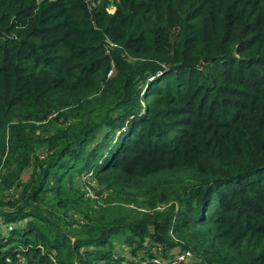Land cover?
Segmentation results:
<instances>
[{
	"label": "trees",
	"instance_id": "1",
	"mask_svg": "<svg viewBox=\"0 0 264 264\" xmlns=\"http://www.w3.org/2000/svg\"><path fill=\"white\" fill-rule=\"evenodd\" d=\"M153 243L264 264V0H0V264Z\"/></svg>",
	"mask_w": 264,
	"mask_h": 264
},
{
	"label": "built area",
	"instance_id": "2",
	"mask_svg": "<svg viewBox=\"0 0 264 264\" xmlns=\"http://www.w3.org/2000/svg\"><path fill=\"white\" fill-rule=\"evenodd\" d=\"M158 74L159 72H156L155 75ZM153 77V75H150L147 80H151ZM161 207V205L157 206V208ZM142 244L145 247H148L147 240H143ZM162 247L163 245L160 243H153L150 254L141 255V253H136L137 256L135 258L128 259L127 263H124L122 260L117 264H193L194 256L189 250H172L169 255L167 254V256H164ZM116 255L117 254L114 256ZM140 255L145 257L140 258Z\"/></svg>",
	"mask_w": 264,
	"mask_h": 264
},
{
	"label": "rangeland",
	"instance_id": "3",
	"mask_svg": "<svg viewBox=\"0 0 264 264\" xmlns=\"http://www.w3.org/2000/svg\"><path fill=\"white\" fill-rule=\"evenodd\" d=\"M115 241H116V243L114 246H116L117 249H120V245L118 244V243H120V237L116 236ZM115 252H118V250H115Z\"/></svg>",
	"mask_w": 264,
	"mask_h": 264
},
{
	"label": "clouds",
	"instance_id": "4",
	"mask_svg": "<svg viewBox=\"0 0 264 264\" xmlns=\"http://www.w3.org/2000/svg\"><path fill=\"white\" fill-rule=\"evenodd\" d=\"M150 76V75H149ZM147 78H148V76H147ZM147 78H146V80H147ZM149 81H151V80H149Z\"/></svg>",
	"mask_w": 264,
	"mask_h": 264
},
{
	"label": "water",
	"instance_id": "5",
	"mask_svg": "<svg viewBox=\"0 0 264 264\" xmlns=\"http://www.w3.org/2000/svg\"><path fill=\"white\" fill-rule=\"evenodd\" d=\"M206 60V58L205 59H203L202 61H205Z\"/></svg>",
	"mask_w": 264,
	"mask_h": 264
}]
</instances>
